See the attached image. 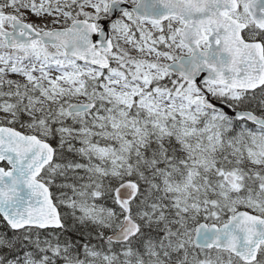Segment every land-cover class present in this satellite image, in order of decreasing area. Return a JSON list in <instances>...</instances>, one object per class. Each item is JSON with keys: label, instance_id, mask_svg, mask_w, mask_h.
Segmentation results:
<instances>
[{"label": "snow or ice", "instance_id": "6c2138e0", "mask_svg": "<svg viewBox=\"0 0 264 264\" xmlns=\"http://www.w3.org/2000/svg\"><path fill=\"white\" fill-rule=\"evenodd\" d=\"M0 264H264V0H0Z\"/></svg>", "mask_w": 264, "mask_h": 264}]
</instances>
